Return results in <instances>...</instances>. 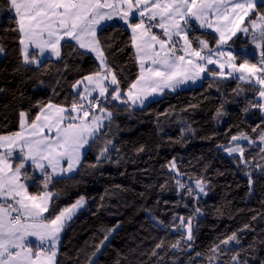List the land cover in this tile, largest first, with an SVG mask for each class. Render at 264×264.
Segmentation results:
<instances>
[{
    "label": "trees",
    "instance_id": "trees-1",
    "mask_svg": "<svg viewBox=\"0 0 264 264\" xmlns=\"http://www.w3.org/2000/svg\"><path fill=\"white\" fill-rule=\"evenodd\" d=\"M259 14H264L260 4L252 18ZM13 17L0 0V136L20 131L22 112L30 122L50 103L70 107L78 99L73 84L99 68L90 54L67 46L62 60L25 64ZM203 33L215 47L214 36ZM97 39L126 91L139 76L130 31L109 24ZM230 45L241 53L237 64L244 57L259 60L241 36ZM258 90L234 79L207 78L198 88L165 93L138 109L109 101L114 118L90 143L77 172L49 185L57 210L86 199L63 230L56 264H234L233 257L240 264H264V152L256 143L264 117L254 106ZM241 133L255 141L243 145L246 164L224 154L231 137ZM107 140L109 159L98 163ZM173 162L176 169L170 170ZM178 180L193 194L179 189ZM198 180L206 194L196 189ZM27 184L30 194L43 188L36 176ZM181 216L192 217V241ZM233 234L238 242L225 245Z\"/></svg>",
    "mask_w": 264,
    "mask_h": 264
},
{
    "label": "snow or ice",
    "instance_id": "snow-or-ice-1",
    "mask_svg": "<svg viewBox=\"0 0 264 264\" xmlns=\"http://www.w3.org/2000/svg\"><path fill=\"white\" fill-rule=\"evenodd\" d=\"M258 2L264 6V0H5L9 11L15 13L13 19L20 33L25 64L35 63L39 67L42 63L30 48L39 50L40 56L47 51L62 60L63 47L78 52V45L95 52L100 65L95 73L73 84L78 99L70 107L50 103L30 122H26L22 112L20 131L0 136V264H56L60 232L85 199L81 196L70 207L57 210L53 206L56 197L49 185L54 177H62L81 166L82 149L91 146L90 141L95 143L106 128L105 121L111 123L114 118L107 108L109 101L121 104L130 101L133 105L139 101L144 106L149 95L162 94L164 89L175 91L179 85L189 80L195 83L203 78L202 73H207L253 87L258 85L259 99L254 106L264 112L261 102L264 101V14L249 19L245 25V19L256 10ZM113 18L131 30V45L140 65L139 76L126 91L121 90L120 81L96 39L101 22ZM197 29L215 33V47L202 38L203 32L196 35ZM238 32L251 35L259 49L258 61L244 57L241 63L235 62L241 53L235 52L228 42ZM231 141L236 143L224 146L225 151L229 155L238 153L246 164L244 148L239 142L255 141L245 133L233 135ZM259 142L264 144V130L259 134ZM110 144L111 140H107L101 148L98 163L109 159ZM169 167L175 170V162ZM33 170L42 176L43 188L37 194L28 192L27 181L32 178L29 172ZM177 184L179 189L193 194L191 186L179 180ZM195 186L205 193L203 181H196ZM195 211L199 213L200 209ZM178 219L181 228H187V241H192V217ZM184 235L181 232L182 238ZM29 237H35L39 243ZM230 240L238 242L233 234L223 243L227 245ZM173 247H179V241ZM216 251L214 248L213 252ZM233 262L240 264L236 257Z\"/></svg>",
    "mask_w": 264,
    "mask_h": 264
},
{
    "label": "rangeland",
    "instance_id": "rangeland-1",
    "mask_svg": "<svg viewBox=\"0 0 264 264\" xmlns=\"http://www.w3.org/2000/svg\"><path fill=\"white\" fill-rule=\"evenodd\" d=\"M257 5H259V2L257 3ZM252 14H253V12L251 13V15L249 16V17H247L246 19H245V25H247V23H248V20L249 19H255V18H252ZM257 18V17H256ZM101 23H103V24H106V25H108V24H114V23H118V24H120V25H122V26H124V27H126L127 28V26L126 25H124L123 24V22L122 21H120L118 18H113V20H111V21H102ZM103 26H105V25H103ZM128 29V28H127ZM129 31H130V33H131V30L130 29H128ZM197 31H200V32H206V33H211V35H213L214 37L216 36V34L215 33H212L211 32V30L210 29H207V30H200V29H197ZM251 31V30H250ZM98 32V31H97ZM153 32H156V33H159L160 32V30L159 29H153ZM199 35V34H198ZM242 37L243 39H245V40H247L248 41V44L250 45V47H251V50L252 51H255V52H258L259 53V49H256V47H255V44L252 42V37H251V35L250 34H248V35H246V34H244V33H240V32H238L237 33V35L236 36H234V37H232V39L228 42V44L230 45L231 44V41L233 40V39H235V38H237V37ZM86 40H90V39H92L91 37H86L85 38ZM97 39V38H96ZM208 40V39H207ZM208 42H209V46L211 47V45H210V41L208 40ZM78 46V45H77ZM79 50H83L84 51V49L83 48H79ZM85 50H87V49H85ZM87 52H89V54L94 58V60L96 61V63L98 64V66L100 65V61L97 59V57H96V53L95 52H92V51H88L87 50ZM134 52H135V49H134ZM2 52L0 51V58H1V56H2ZM40 56V55H39ZM41 58H42V60H47V59H51V60H58L57 58H55L54 56H52L51 54H49V55H47V54H44L43 56H40ZM52 57H54V58H52ZM137 64H138V67H139V74H140V65H139V62L137 61ZM209 68H213V69H215V66L214 65H209L208 66ZM216 71H219L218 69H215ZM101 71H103V69H101ZM225 71H228V69H225ZM236 75H239L238 73L236 74ZM201 76L203 77L202 79H197L196 81H195V83H193L191 80H189V81H187L186 83H184V84H181V85H179L177 88H176V90L175 91H171V90H169V89H164V91H163V93L162 94H153V95H149L148 97H147V99H145L144 100V106L145 105H147L148 103H150V102H154V101H158V100H160L163 96H164V94L165 93H176V92H178V91H181V90H186V89H192V88H198V87H200L202 84H203V81L205 80V79H207V78H212V79H218V80H230V79H232V78H220V77H212V76H209V75H207V73H202L201 74ZM109 80H110V77H109ZM234 80H236V79H234ZM238 81V80H237ZM240 82V81H239ZM85 83H87V81H85ZM105 83H107V81H105ZM241 83H243V84H247V85H250V84H248V83H245V82H241ZM254 83V82H253ZM253 86V85H252ZM81 88H83V85H81L80 86ZM258 89H259V86L257 85L256 86ZM93 95H97V93H93ZM153 96H155V98H153ZM258 99H259V97H258ZM115 102H117L119 105H127L128 106V109L129 110H133V109H138V108H142L143 106H141L140 105V103H139V101H137V103L136 104H131V102L129 101V103L128 104H121L119 101H115ZM261 102H264V101H261ZM107 105H108V103H107ZM262 113V116L264 117V112H261ZM78 122V121H77ZM65 123H66V121H65ZM105 124H108V121H105ZM102 130H104V129H102ZM101 130V131H102ZM92 141H90L89 142V144L91 143ZM236 142H232V146H234V144H235ZM240 144H241V146L243 147V145H253V144H249L248 143V141H240L239 142ZM257 144H259L260 146H262V148L264 149V144H261L260 142H256ZM88 146L89 145H86L85 146V148L84 149H82V158H81V162H82V159H83V157H84V155H85V153H86V151H87V149H88ZM224 154L227 156V157H233V156H239V157H241L238 153H234V154H232V155H229L228 154V152L227 151H225L224 150ZM78 168H79V166L77 167V169L74 171V172H71V173H67V174H70V175H68V176H72V175H74L76 172H77V170H78ZM66 174V175H67ZM66 175H64V176H66ZM30 181H31V179H30ZM85 199V198H84ZM86 206V199H85V202H84V205L82 206V207H78L77 209H75V211H74V214L72 215V218L70 219V220H68L67 222H66V224H65V226L84 208ZM70 207V206H69ZM45 215H47V214H45ZM65 226H64V228H65ZM64 228H63V230H64ZM63 230L60 232V239H59V241H58V243H57V256H58V252H59V247H60V243H61V239H62V234H63ZM185 232L187 233V228L185 227ZM110 238V237H109ZM29 240H32V241H34L36 244H38L39 242L38 241H36V239H35V237H29L28 238ZM106 242H107V239L103 242V244L101 245V249L103 248V246L106 244ZM46 246V245H45ZM100 249V250H101ZM34 251H35V244H34ZM100 252V251H99ZM57 256H56V258H57ZM56 258H55V261H56Z\"/></svg>",
    "mask_w": 264,
    "mask_h": 264
},
{
    "label": "crops",
    "instance_id": "crops-1",
    "mask_svg": "<svg viewBox=\"0 0 264 264\" xmlns=\"http://www.w3.org/2000/svg\"><path fill=\"white\" fill-rule=\"evenodd\" d=\"M12 13H13V15H15V13H14V11H12ZM103 25H105L106 26V24H103V23H101V25L99 26V28H98V32L103 28V27H105V26H103ZM109 25V24H108ZM98 32H97V34H98ZM132 35V34H131ZM97 38V37H96ZM63 43V42H62ZM72 43H75V42H72ZM78 49H79V46H76ZM21 49H22V46H21ZM29 51L30 52H36V56H37V59L39 60V61H41V62H43V61H45V60H42V58L39 56L40 54H39V50H36V49H32V48H30L29 49ZM83 51V50H82ZM84 52H86V53H88L89 54V52H87V50H85L84 49ZM44 54H47V55H49L50 54V52H47V51H45V53ZM2 57V56H1ZM52 58H54V57H52ZM56 58V57H55ZM48 60V59H47ZM31 64H35V63H31ZM35 65H37V64H35ZM44 109H46V107L44 108ZM6 136V135H5ZM50 171V170H49ZM29 175L32 177V176H36V177H39V178H42V176H41V174H40V172L38 171V170H33V171H30L29 172ZM66 175V174H65ZM68 175H70V174H67L66 176H57V177H54V180H59V179H63V178H68V177H70V176H68ZM27 182H30V179L27 181Z\"/></svg>",
    "mask_w": 264,
    "mask_h": 264
}]
</instances>
